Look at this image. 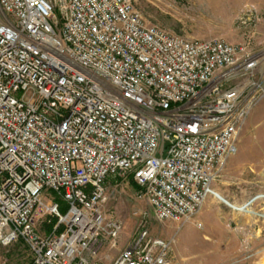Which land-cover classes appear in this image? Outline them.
I'll list each match as a JSON object with an SVG mask.
<instances>
[{"label": "built area", "instance_id": "built-area-1", "mask_svg": "<svg viewBox=\"0 0 264 264\" xmlns=\"http://www.w3.org/2000/svg\"><path fill=\"white\" fill-rule=\"evenodd\" d=\"M135 0H0V244L27 264H104L122 222L106 182L132 177L159 222L184 225L264 100V47L189 39ZM137 214V213H136ZM140 218L145 221L142 214ZM110 264H171L145 222Z\"/></svg>", "mask_w": 264, "mask_h": 264}, {"label": "rangeland", "instance_id": "rangeland-1", "mask_svg": "<svg viewBox=\"0 0 264 264\" xmlns=\"http://www.w3.org/2000/svg\"><path fill=\"white\" fill-rule=\"evenodd\" d=\"M134 7L149 23L189 39L219 37L251 51L264 47V0H135ZM257 108L261 115L253 116L249 140L240 141L246 132L245 122L237 140L240 150L212 182V188L235 206L264 193V102ZM207 200L212 202L205 208ZM205 202L201 216L195 217L199 226L159 223L128 179H109L103 209L123 226L116 246L103 249L102 255H107L104 264H110L136 237L142 214L150 236L174 237L171 264H264V203H254L253 209L263 214L257 216L240 214L212 196ZM29 259L21 242L0 244V264H27Z\"/></svg>", "mask_w": 264, "mask_h": 264}, {"label": "crops", "instance_id": "crops-1", "mask_svg": "<svg viewBox=\"0 0 264 264\" xmlns=\"http://www.w3.org/2000/svg\"><path fill=\"white\" fill-rule=\"evenodd\" d=\"M264 102V100L263 101H261L256 107H255V109H253L254 111L251 113V115L247 118V121H246V132L244 133V135H242V137H241V139H240V141L242 142V143H244L245 141H248L249 140V131H250V128L251 127H253V124H254V121L255 120H253L254 119V117H255V119H256V116H259V115H261V114H259L260 112V110H258V106L261 104V103H263ZM254 116V117H253ZM248 137V138H247ZM240 142V143H241ZM240 145V144H239ZM238 145V143H237V150H240V146ZM229 160V163H231L232 162V160H233V155L232 156H230V157H228V159L226 160V162ZM212 201H214V199H212ZM211 200H207L206 202H205V204H204V206L203 207H207L209 204H210V202H212ZM201 214H202V211H201ZM201 214L200 213H198V215H197V218L199 217V216H201ZM197 218H195V220L197 219ZM197 221V220H196ZM184 225H194V223H186V224H184Z\"/></svg>", "mask_w": 264, "mask_h": 264}, {"label": "trees", "instance_id": "trees-1", "mask_svg": "<svg viewBox=\"0 0 264 264\" xmlns=\"http://www.w3.org/2000/svg\"><path fill=\"white\" fill-rule=\"evenodd\" d=\"M128 181H129L130 186H131L134 190H136V191L139 190L138 186L135 184V182L133 181L132 177H130V178L128 179Z\"/></svg>", "mask_w": 264, "mask_h": 264}]
</instances>
